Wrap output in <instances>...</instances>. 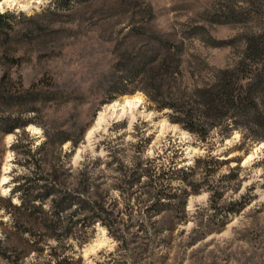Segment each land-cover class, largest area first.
I'll return each mask as SVG.
<instances>
[{
	"label": "rangeland",
	"instance_id": "obj_1",
	"mask_svg": "<svg viewBox=\"0 0 264 264\" xmlns=\"http://www.w3.org/2000/svg\"><path fill=\"white\" fill-rule=\"evenodd\" d=\"M0 13V179L11 163L0 264H264V147L243 163L264 139L220 128L184 136L147 92L148 69H181L163 75L167 94L235 65L245 36L264 29V0H42ZM136 93L140 111L86 138L104 104ZM48 176L61 188L33 206L79 194L65 215H88L81 201L97 200L112 228L65 221L53 232L17 193L10 204L19 182Z\"/></svg>",
	"mask_w": 264,
	"mask_h": 264
},
{
	"label": "trees",
	"instance_id": "obj_2",
	"mask_svg": "<svg viewBox=\"0 0 264 264\" xmlns=\"http://www.w3.org/2000/svg\"><path fill=\"white\" fill-rule=\"evenodd\" d=\"M8 17L6 13H0L1 26L8 24ZM245 42V49L235 65L211 69L210 77L201 84L193 87L184 86L177 92L163 93L161 83L164 74L177 77L182 74L181 69L178 67L176 69H148L149 72L151 71L148 94L156 102L158 109H171L168 116L172 122L179 123L183 129L198 134L204 139L214 128L227 131L243 129L248 137L264 139V29L247 34ZM179 62L178 60L177 64ZM136 74H140V71ZM27 93L29 91L22 94ZM29 122L27 120L14 123L4 131L24 127ZM73 143L76 142L73 141ZM27 154L33 155L30 150ZM42 180L46 182H19L12 188L7 198L10 204L17 207V204L12 201V195L17 193L20 198L19 207L26 206L30 210V215L38 213L45 215L44 223L53 232H57V228L61 227L65 221L70 223L69 230L75 226L86 228L97 221L109 229L112 228L103 205L97 200L84 199L81 201L82 210L92 211L88 215L76 220L74 217L80 211L65 215V211L77 202L76 200L81 196L79 194L67 193L60 199L54 198L53 205L47 210L33 206L32 204L37 201L43 203L55 194L58 188H61V181L51 176L43 177ZM166 195V198L173 196L171 193H166ZM65 258L69 261L74 260L73 256Z\"/></svg>",
	"mask_w": 264,
	"mask_h": 264
},
{
	"label": "bare ground",
	"instance_id": "obj_3",
	"mask_svg": "<svg viewBox=\"0 0 264 264\" xmlns=\"http://www.w3.org/2000/svg\"><path fill=\"white\" fill-rule=\"evenodd\" d=\"M40 2H42V0H0V10L3 11L6 7H19L22 9H30L34 5V3H40ZM142 102H143V96L136 93L133 95L124 96L123 99L121 100L114 99L104 104L102 108L98 111V114L95 118L93 125L88 129L86 133V138H89L88 140H90L97 131L101 129H106V126L108 124L107 123L108 118L118 117V119H120L124 116H128L129 114H131L130 116H133V113L139 110V107ZM150 113H152V111H150ZM163 125H168L173 128L178 127V124L170 123L166 120H164ZM28 128L35 133L41 132V128L34 125H30ZM179 130L180 132H182L184 136L189 135V132L186 129L179 128ZM12 136H13L12 134H8L9 139L12 138ZM263 147H264V141H261L256 145L254 151H252L251 153L245 156L243 163L245 164L248 161L252 160L255 157L257 150ZM196 151L197 149L193 147L189 149V152H196ZM10 164L11 163L8 162L4 163V173L2 174L0 179L1 185L4 188L5 192L9 190V188L5 186V184L8 183L10 180V176L6 174L8 173V170L11 168ZM104 235L105 232L103 231L102 236L96 238L95 244L90 247V250H93L96 247H100L105 243L106 237Z\"/></svg>",
	"mask_w": 264,
	"mask_h": 264
}]
</instances>
